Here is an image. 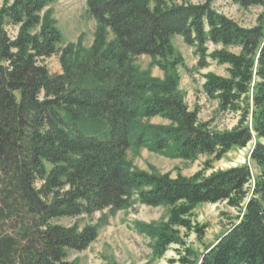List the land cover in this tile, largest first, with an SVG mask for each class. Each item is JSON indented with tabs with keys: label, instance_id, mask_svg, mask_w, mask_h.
<instances>
[{
	"label": "trees",
	"instance_id": "trees-1",
	"mask_svg": "<svg viewBox=\"0 0 264 264\" xmlns=\"http://www.w3.org/2000/svg\"><path fill=\"white\" fill-rule=\"evenodd\" d=\"M55 0H4L0 7V264H75L96 240V228L62 226L137 205L167 208V221L147 228L154 252L179 246L178 264H264V0H231L262 10L245 28L204 4L171 0H86L96 29L91 47L61 48L46 11ZM194 47L198 67L207 58L226 76L206 74L202 92L221 112L239 114L217 132L189 110L178 91L182 59L171 40ZM216 49L208 54V47ZM58 57L60 74L43 62ZM150 57L162 80L137 74L134 58ZM159 118L165 125L148 123ZM255 141L254 166L190 178L131 169L126 154L145 149L169 159L220 161ZM225 203L237 216L199 258L180 230L198 238L195 207Z\"/></svg>",
	"mask_w": 264,
	"mask_h": 264
},
{
	"label": "rangeland",
	"instance_id": "rangeland-1",
	"mask_svg": "<svg viewBox=\"0 0 264 264\" xmlns=\"http://www.w3.org/2000/svg\"><path fill=\"white\" fill-rule=\"evenodd\" d=\"M3 1L0 0V7ZM206 1L208 0H171V3L200 5ZM211 7L245 28L256 26L262 14L260 8L242 9L231 0H211ZM46 11L50 13L53 25L60 33L61 48L70 44H79L85 50L91 47L96 23L88 14L86 0H55ZM171 44L175 54L182 59V65L177 67L178 91L189 110L197 108L199 121L207 123L213 131L223 132L233 129L238 123L239 114L219 111L217 103L208 100L202 92L204 76L211 73L225 77L226 67L217 65L215 61L207 58L206 68L200 69L194 47L187 46L179 36L173 37ZM215 49L209 46L208 54ZM43 64L50 74L61 73L57 56L46 59ZM132 67L137 74H145L159 81L163 79V73L150 57L134 58ZM148 123L166 124L159 118L151 119ZM254 144L255 141H252L244 149H232L220 161L210 163L208 170L205 164L211 161V158L207 156H200L193 161H183L150 153L145 149H131L126 154V160L133 170L146 172L149 175H168L170 178L177 176L190 178L198 172L208 176L214 172L245 165H248L253 174H256L254 166L249 161V154ZM167 216V208L137 205L114 215L103 212L92 217L65 218L56 222L65 227L77 225L80 229L85 226L96 228V240L84 252H68L69 262L75 264H178V252L182 251L179 246H169L162 256H157L154 252L155 239L146 234L147 228H157L165 223ZM236 216L237 210L228 207L225 203L199 205L193 210L191 221L193 226L203 227L202 237L198 238L193 231L184 230H180V237L185 247L191 248L195 256L199 258L206 249L215 244Z\"/></svg>",
	"mask_w": 264,
	"mask_h": 264
}]
</instances>
